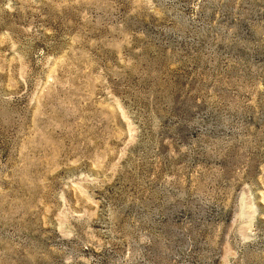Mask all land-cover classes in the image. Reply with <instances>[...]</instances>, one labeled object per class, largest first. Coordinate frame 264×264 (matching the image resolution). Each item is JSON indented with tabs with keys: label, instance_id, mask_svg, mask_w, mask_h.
I'll return each mask as SVG.
<instances>
[{
	"label": "rangeland",
	"instance_id": "rangeland-1",
	"mask_svg": "<svg viewBox=\"0 0 264 264\" xmlns=\"http://www.w3.org/2000/svg\"><path fill=\"white\" fill-rule=\"evenodd\" d=\"M0 264H264V0H0Z\"/></svg>",
	"mask_w": 264,
	"mask_h": 264
}]
</instances>
